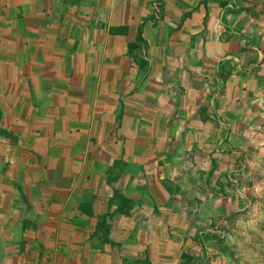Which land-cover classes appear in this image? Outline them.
<instances>
[{
  "label": "crops",
  "instance_id": "obj_1",
  "mask_svg": "<svg viewBox=\"0 0 264 264\" xmlns=\"http://www.w3.org/2000/svg\"><path fill=\"white\" fill-rule=\"evenodd\" d=\"M150 1L0 0V264H264V0Z\"/></svg>",
  "mask_w": 264,
  "mask_h": 264
},
{
  "label": "built area",
  "instance_id": "obj_2",
  "mask_svg": "<svg viewBox=\"0 0 264 264\" xmlns=\"http://www.w3.org/2000/svg\"><path fill=\"white\" fill-rule=\"evenodd\" d=\"M153 8H154L155 17L157 18L159 16V13H160V9H159L160 4H159L158 0H153ZM242 156L243 155H240V157L238 158L237 167L234 168V170L240 171V169L243 168L244 164H243ZM234 170H233V173H234ZM232 180H233V182H235L236 186H239L237 183L238 179L236 177L233 176ZM213 231L216 232V235H217L219 240H222L223 242H225V240L227 239V236H228L227 235V229H226V220L223 218V219H220L219 222H215V225L213 226Z\"/></svg>",
  "mask_w": 264,
  "mask_h": 264
},
{
  "label": "rangeland",
  "instance_id": "obj_3",
  "mask_svg": "<svg viewBox=\"0 0 264 264\" xmlns=\"http://www.w3.org/2000/svg\"><path fill=\"white\" fill-rule=\"evenodd\" d=\"M158 2H159V4H160V13H159V16L156 18L155 17V14H154V8H153V0H151L150 1V5H149V11H150V13L152 14V16H153V18H154V20H156V21H160L161 19H162V16H163V7H162V2H161V0H158ZM31 66H33V69L34 68H36V64L35 63H32L31 64ZM2 92L0 91V94H1ZM0 133H2V129L0 128ZM2 144H3V142L2 141H0V145L2 146ZM5 144V143H4ZM214 221H216V219L214 220ZM220 221V220H219ZM218 221V222H219ZM215 225V222H213V226Z\"/></svg>",
  "mask_w": 264,
  "mask_h": 264
},
{
  "label": "trees",
  "instance_id": "obj_4",
  "mask_svg": "<svg viewBox=\"0 0 264 264\" xmlns=\"http://www.w3.org/2000/svg\"><path fill=\"white\" fill-rule=\"evenodd\" d=\"M140 40V36L138 35V37H137V41H139ZM136 46V43H130L129 44V48H133V47H135Z\"/></svg>",
  "mask_w": 264,
  "mask_h": 264
}]
</instances>
